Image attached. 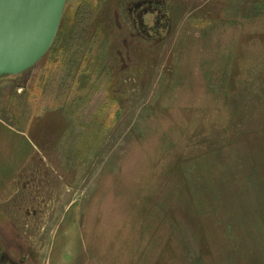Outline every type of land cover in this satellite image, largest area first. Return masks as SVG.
<instances>
[{
  "label": "rangeland",
  "instance_id": "374dc122",
  "mask_svg": "<svg viewBox=\"0 0 264 264\" xmlns=\"http://www.w3.org/2000/svg\"><path fill=\"white\" fill-rule=\"evenodd\" d=\"M0 261L264 264V0H68L0 77Z\"/></svg>",
  "mask_w": 264,
  "mask_h": 264
},
{
  "label": "water",
  "instance_id": "95a60500",
  "mask_svg": "<svg viewBox=\"0 0 264 264\" xmlns=\"http://www.w3.org/2000/svg\"><path fill=\"white\" fill-rule=\"evenodd\" d=\"M67 1L0 0V77L22 74L45 56Z\"/></svg>",
  "mask_w": 264,
  "mask_h": 264
},
{
  "label": "flooded vegetation",
  "instance_id": "af4514ba",
  "mask_svg": "<svg viewBox=\"0 0 264 264\" xmlns=\"http://www.w3.org/2000/svg\"><path fill=\"white\" fill-rule=\"evenodd\" d=\"M139 28L152 39H159L161 32L167 29V17L165 10L159 4H145L133 10ZM0 264L2 262L0 261Z\"/></svg>",
  "mask_w": 264,
  "mask_h": 264
},
{
  "label": "crops",
  "instance_id": "0c3cea01",
  "mask_svg": "<svg viewBox=\"0 0 264 264\" xmlns=\"http://www.w3.org/2000/svg\"><path fill=\"white\" fill-rule=\"evenodd\" d=\"M2 131L4 132V133H6V134H8V135H10L9 137H13L14 138V140L16 139V137L14 136L15 135V133L14 132H12L11 130H8V128H4V129H2ZM7 131H8V133H7ZM62 242L60 241L59 242V247H58V250H63L62 248ZM57 250V251H58ZM58 253V252H57ZM57 253H56V255H57ZM57 257H58V255H57ZM57 257H55V258H57ZM54 263H55V261H54Z\"/></svg>",
  "mask_w": 264,
  "mask_h": 264
}]
</instances>
